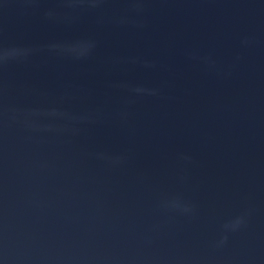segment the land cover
Segmentation results:
<instances>
[{
	"label": "water",
	"instance_id": "95a60500",
	"mask_svg": "<svg viewBox=\"0 0 264 264\" xmlns=\"http://www.w3.org/2000/svg\"><path fill=\"white\" fill-rule=\"evenodd\" d=\"M0 264H264V0H0Z\"/></svg>",
	"mask_w": 264,
	"mask_h": 264
}]
</instances>
